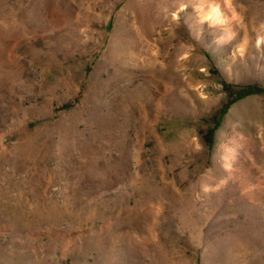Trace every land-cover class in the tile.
Instances as JSON below:
<instances>
[{
	"label": "rangeland",
	"instance_id": "1",
	"mask_svg": "<svg viewBox=\"0 0 264 264\" xmlns=\"http://www.w3.org/2000/svg\"><path fill=\"white\" fill-rule=\"evenodd\" d=\"M249 86L264 0H0V264H264Z\"/></svg>",
	"mask_w": 264,
	"mask_h": 264
},
{
	"label": "trees",
	"instance_id": "2",
	"mask_svg": "<svg viewBox=\"0 0 264 264\" xmlns=\"http://www.w3.org/2000/svg\"><path fill=\"white\" fill-rule=\"evenodd\" d=\"M253 93H264V88H261V87H255V86H249L243 90H241L234 98H233V101L237 100V99H240L246 95H249V94H253ZM226 106L223 107V109L221 110V115L222 113L224 112ZM219 121H220V118L215 122L214 124V127L212 128V130L209 132V136H211L213 134V130L215 129V127L218 126L219 124Z\"/></svg>",
	"mask_w": 264,
	"mask_h": 264
},
{
	"label": "bare ground",
	"instance_id": "3",
	"mask_svg": "<svg viewBox=\"0 0 264 264\" xmlns=\"http://www.w3.org/2000/svg\"><path fill=\"white\" fill-rule=\"evenodd\" d=\"M212 1H213V0H208V2H211V3H212ZM205 2H206V1H205ZM229 2H230V1H229ZM202 5H204V4H202ZM224 5H225V4H224ZM232 12H233V11H231V13H232ZM216 13H218V12H216ZM233 14H235V13H233ZM231 18H232V17H231ZM223 20H224V19H223ZM223 22H224V21H223ZM230 23H231V22H229V23L224 22V24L226 25V27H228V29L231 28V27H229ZM226 27H225V28H226ZM123 31H124V30H123ZM124 32H125V31H124ZM124 32H123V33H124ZM121 33H122V32H121ZM128 44H129V43H128ZM243 45H245L244 42H243L242 45L239 46V47L242 49V46H243ZM133 47H134V46H133ZM123 48H124V47H123ZM124 49H125V48H124ZM131 49H132V47H131ZM127 50H128V49H127ZM129 53H130V52H129Z\"/></svg>",
	"mask_w": 264,
	"mask_h": 264
}]
</instances>
